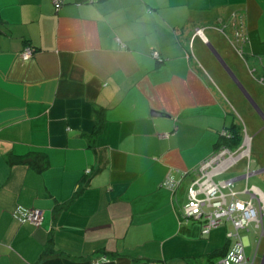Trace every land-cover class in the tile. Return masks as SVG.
<instances>
[{
  "label": "crops",
  "instance_id": "crops-1",
  "mask_svg": "<svg viewBox=\"0 0 264 264\" xmlns=\"http://www.w3.org/2000/svg\"><path fill=\"white\" fill-rule=\"evenodd\" d=\"M58 2L0 0V264L219 262L232 224L203 234L183 209L207 161L261 203L264 103L234 85L264 75V0ZM240 112L253 139L232 147Z\"/></svg>",
  "mask_w": 264,
  "mask_h": 264
},
{
  "label": "built area",
  "instance_id": "built-area-1",
  "mask_svg": "<svg viewBox=\"0 0 264 264\" xmlns=\"http://www.w3.org/2000/svg\"><path fill=\"white\" fill-rule=\"evenodd\" d=\"M55 5L60 7L58 0H53ZM32 49H28L24 56H32ZM211 167V161H207L201 166V174L193 182L189 190L188 202L184 206L183 214L187 220L204 221L202 228L203 234H209L213 229L218 228L223 221L232 224L234 232L228 234L229 238H234L235 243L223 259L215 264H253L254 260L246 255V246L243 243L241 231L249 230L251 223L257 227L263 226L264 217V193L259 194L260 205L255 206L252 195L248 201H242L237 198V192L234 190V181H225L215 183L209 174H203L206 168ZM166 185L174 189L177 185L174 181L168 180ZM228 190V192H226ZM257 194V193H256ZM18 220L25 224H31L34 227H40L43 223V212L39 209H17ZM260 243V242H259ZM162 264V263H153Z\"/></svg>",
  "mask_w": 264,
  "mask_h": 264
},
{
  "label": "rangeland",
  "instance_id": "rangeland-1",
  "mask_svg": "<svg viewBox=\"0 0 264 264\" xmlns=\"http://www.w3.org/2000/svg\"><path fill=\"white\" fill-rule=\"evenodd\" d=\"M227 31V30H226ZM227 34V33H226ZM224 35L226 38L227 36H229V34L227 35ZM230 38H233L234 41L231 42L230 47L231 49L229 50L230 54H231V57L233 58V60L235 62H237L238 64V67L239 65H242L243 67H246L247 71L250 73V70L249 68L247 67V65H244L245 62L243 63V61H241L240 59H238L236 56V49L239 51L240 50V45L235 43L236 42V36L235 34L233 33L232 36H229ZM229 39V38H227ZM230 41V40H229ZM234 49L236 52H234ZM212 54H214L216 56V54L214 53V51L212 52ZM217 60L220 62V64L223 66L226 61H224V59H222V57H217ZM246 58V57H245ZM247 61V60H246ZM252 67L255 68L252 64ZM243 73V72H242ZM244 75V74H243ZM240 84L235 82V85L236 88H238L243 94L244 96L247 98L248 96H250L253 100L255 98H257L258 102H260L261 104L264 103V75L261 74V73H258L256 72V70L254 69V71H252L250 73V77L247 81L246 78L242 80H239ZM221 90L223 91V93H225V95H229L230 92H228V88H226L225 86H221ZM233 96H236L238 97L237 93H232ZM231 98V96H230ZM232 100V99H231ZM249 100V98H248ZM235 103V102H234ZM256 103V102H255ZM238 118H239V121H238V124H237V127H236V130L235 132L237 131V134L240 136V138H242V132H241V129L245 132L247 131L246 128L244 129V122L246 123V115H243L241 112L238 114ZM233 133V136H236L235 134L236 133ZM232 133V132H231ZM245 135L248 137V139L250 138L251 140L253 139V136H251V134L249 132H245ZM195 169V168H194ZM195 171L193 170L192 172V175L194 174V176L196 177V172L194 173ZM193 181V180H192ZM235 189V188H234ZM227 221L224 220V224L226 223ZM223 224V226H224ZM229 225V223L227 224ZM231 225H229V228H230ZM232 228V226H231ZM258 235L260 236L261 234V231H257ZM249 237L251 239V247L248 248L246 250V254H247V257L251 258L253 256V253L257 247V243H256V240H255V229H254V224L250 227V233H249Z\"/></svg>",
  "mask_w": 264,
  "mask_h": 264
},
{
  "label": "trees",
  "instance_id": "trees-1",
  "mask_svg": "<svg viewBox=\"0 0 264 264\" xmlns=\"http://www.w3.org/2000/svg\"><path fill=\"white\" fill-rule=\"evenodd\" d=\"M234 128H236V127L234 126ZM235 133H236L235 134L236 136H234L233 140L230 141V142H228L229 143V146L236 147V146H238L241 143V138L237 134V131Z\"/></svg>",
  "mask_w": 264,
  "mask_h": 264
},
{
  "label": "water",
  "instance_id": "water-1",
  "mask_svg": "<svg viewBox=\"0 0 264 264\" xmlns=\"http://www.w3.org/2000/svg\"><path fill=\"white\" fill-rule=\"evenodd\" d=\"M156 114H160V113H156Z\"/></svg>",
  "mask_w": 264,
  "mask_h": 264
}]
</instances>
